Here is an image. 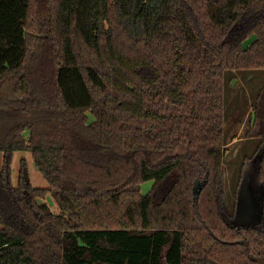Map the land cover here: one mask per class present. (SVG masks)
Returning <instances> with one entry per match:
<instances>
[{
	"label": "trees",
	"instance_id": "obj_1",
	"mask_svg": "<svg viewBox=\"0 0 264 264\" xmlns=\"http://www.w3.org/2000/svg\"><path fill=\"white\" fill-rule=\"evenodd\" d=\"M263 69L264 0H0V264H259L264 85L258 223L228 216L223 170L225 73ZM15 151L49 187L26 159L12 184Z\"/></svg>",
	"mask_w": 264,
	"mask_h": 264
},
{
	"label": "rangeland",
	"instance_id": "obj_2",
	"mask_svg": "<svg viewBox=\"0 0 264 264\" xmlns=\"http://www.w3.org/2000/svg\"><path fill=\"white\" fill-rule=\"evenodd\" d=\"M252 40V39H251ZM251 40L247 41L248 44ZM225 99H226V155L223 170L224 205L228 216L236 218L233 213V204L236 200V191L239 187L242 164L246 156H251L257 149L261 138L248 137L247 132L252 121L255 98L264 85V69L250 72L225 73ZM228 76V78H227ZM22 159H26L29 167L30 179L35 187H49L47 180L35 165L32 153L29 151H15L11 164V182L17 185ZM3 167V153L0 152V172ZM247 173V172H246ZM154 184L153 180L142 183L143 194H147ZM44 201V200H40ZM45 201L55 213H59L58 203L51 193ZM1 226V224H0Z\"/></svg>",
	"mask_w": 264,
	"mask_h": 264
},
{
	"label": "water",
	"instance_id": "obj_3",
	"mask_svg": "<svg viewBox=\"0 0 264 264\" xmlns=\"http://www.w3.org/2000/svg\"><path fill=\"white\" fill-rule=\"evenodd\" d=\"M250 179L251 177L245 174V177L243 178L244 185L240 194V201H238V207H237V213H236V221L242 225H251L247 223L252 216L257 215V210L259 209V206L255 204L253 201V189L250 185ZM199 188V189H197ZM201 187L199 185H196L194 189V193L197 195L200 192ZM253 260H256L259 264H264V257L261 256H252Z\"/></svg>",
	"mask_w": 264,
	"mask_h": 264
},
{
	"label": "flooded vegetation",
	"instance_id": "obj_4",
	"mask_svg": "<svg viewBox=\"0 0 264 264\" xmlns=\"http://www.w3.org/2000/svg\"><path fill=\"white\" fill-rule=\"evenodd\" d=\"M246 175H247V177L248 176L252 177V174L250 172L247 173ZM244 181L245 180L241 179L240 180L239 187L237 188V191H236V200H235L237 202L240 201V194H241V191L240 190H242V188H243L242 185L245 184ZM252 196H253V201L255 202L256 205L259 206V209L257 210L258 211L257 212V215L252 216V218L247 222V223H249L251 225L258 223L262 219V214H263V209H262V202L263 201H262V199L259 196H256L255 193H254V191L252 193ZM236 213H237V211H236ZM236 213H235V215H236Z\"/></svg>",
	"mask_w": 264,
	"mask_h": 264
}]
</instances>
